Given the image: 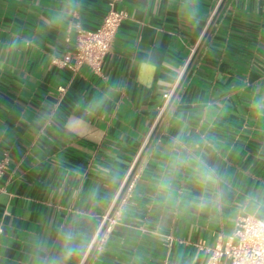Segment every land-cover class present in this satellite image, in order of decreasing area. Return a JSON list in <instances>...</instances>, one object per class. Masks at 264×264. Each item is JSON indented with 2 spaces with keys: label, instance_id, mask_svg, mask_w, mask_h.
<instances>
[{
  "label": "crops",
  "instance_id": "obj_1",
  "mask_svg": "<svg viewBox=\"0 0 264 264\" xmlns=\"http://www.w3.org/2000/svg\"><path fill=\"white\" fill-rule=\"evenodd\" d=\"M107 3L0 0V264H40L74 220L88 238L68 264H206L246 198L264 201V0H123L100 75L54 64ZM177 136L215 169L218 209L193 206L194 162L156 197Z\"/></svg>",
  "mask_w": 264,
  "mask_h": 264
},
{
  "label": "built area",
  "instance_id": "obj_2",
  "mask_svg": "<svg viewBox=\"0 0 264 264\" xmlns=\"http://www.w3.org/2000/svg\"><path fill=\"white\" fill-rule=\"evenodd\" d=\"M123 0H108L106 12L102 17L100 24L94 29H84L77 27L73 48L63 53L61 57L55 59L54 64L58 67H67L73 73H76L82 65L87 66L96 75H100L105 57L112 49V43L123 20L126 18V12L118 5ZM66 40H68L66 38ZM186 66V65H185ZM182 69L177 82L185 71ZM176 85L171 92L163 95L167 104ZM66 86H59L57 91L60 96L66 92ZM8 159L4 155L0 159V177L6 169ZM132 176V174H131ZM130 176V177H131ZM136 177V175H134ZM126 181V185L129 183ZM131 184V183H130ZM118 195L107 215L104 216L100 230L110 229L115 222L116 217L113 211L119 202ZM247 214L241 216L235 223L231 235L224 243H216L213 247L207 248L210 255L206 264H264V233L258 227L257 223L248 220ZM101 233L95 237L94 241H101Z\"/></svg>",
  "mask_w": 264,
  "mask_h": 264
},
{
  "label": "clouds",
  "instance_id": "obj_3",
  "mask_svg": "<svg viewBox=\"0 0 264 264\" xmlns=\"http://www.w3.org/2000/svg\"><path fill=\"white\" fill-rule=\"evenodd\" d=\"M191 19H195V11L189 13ZM183 147L179 136L172 138L170 142L169 156L162 164L160 179L156 182V197L163 198L165 202L173 198V177L179 171L181 165L187 166L190 162H194L193 171L196 174V182L202 188V194L194 196L193 206L199 210H216L224 196L222 190L216 187L215 169L209 166L201 157L189 154L181 156L178 147ZM116 177H112L115 181ZM211 189V190H210ZM96 198V204L99 205V197L97 193H93ZM106 199V197L104 198ZM244 211L247 213V219L253 223H257L262 233H264V201L258 200L256 197L246 198L244 203ZM87 217H81V221ZM76 221L72 224H65L56 228L57 241L52 249L49 248L48 241L41 239L39 241V251L44 255L40 259V264H68L73 257L83 253L87 245V234L75 227Z\"/></svg>",
  "mask_w": 264,
  "mask_h": 264
}]
</instances>
